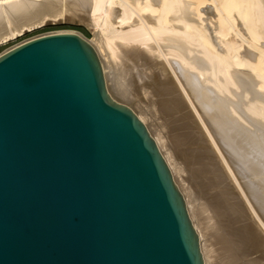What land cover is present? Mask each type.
<instances>
[{
  "label": "water",
  "instance_id": "water-1",
  "mask_svg": "<svg viewBox=\"0 0 264 264\" xmlns=\"http://www.w3.org/2000/svg\"><path fill=\"white\" fill-rule=\"evenodd\" d=\"M0 264H203L153 138L76 32L0 52Z\"/></svg>",
  "mask_w": 264,
  "mask_h": 264
},
{
  "label": "bare ground",
  "instance_id": "bare-ground-1",
  "mask_svg": "<svg viewBox=\"0 0 264 264\" xmlns=\"http://www.w3.org/2000/svg\"><path fill=\"white\" fill-rule=\"evenodd\" d=\"M70 10L153 138L203 264L226 249L264 264V0H0V42Z\"/></svg>",
  "mask_w": 264,
  "mask_h": 264
},
{
  "label": "rangeland",
  "instance_id": "rangeland-1",
  "mask_svg": "<svg viewBox=\"0 0 264 264\" xmlns=\"http://www.w3.org/2000/svg\"><path fill=\"white\" fill-rule=\"evenodd\" d=\"M70 14L69 16H65L63 18H58L55 20L48 19L39 26L25 29L23 30V32H20L13 37L0 42V52L30 37L53 31L79 32L87 38H92V31L90 30V28L87 27L84 22H81V19L73 15V11L71 12L70 10ZM229 252H231L230 249H226L225 251H215L213 254L214 264H236L233 262L232 256H230L231 253Z\"/></svg>",
  "mask_w": 264,
  "mask_h": 264
}]
</instances>
